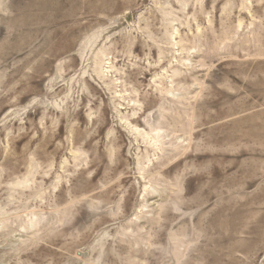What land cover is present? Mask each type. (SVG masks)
Listing matches in <instances>:
<instances>
[{
	"label": "rangeland",
	"instance_id": "1",
	"mask_svg": "<svg viewBox=\"0 0 264 264\" xmlns=\"http://www.w3.org/2000/svg\"><path fill=\"white\" fill-rule=\"evenodd\" d=\"M0 264H264V0H0Z\"/></svg>",
	"mask_w": 264,
	"mask_h": 264
},
{
	"label": "bare ground",
	"instance_id": "2",
	"mask_svg": "<svg viewBox=\"0 0 264 264\" xmlns=\"http://www.w3.org/2000/svg\"><path fill=\"white\" fill-rule=\"evenodd\" d=\"M157 202V201H156ZM154 205V204H153ZM36 217V216H35ZM31 228V227H30ZM147 231V230H146ZM134 240V239H133Z\"/></svg>",
	"mask_w": 264,
	"mask_h": 264
}]
</instances>
